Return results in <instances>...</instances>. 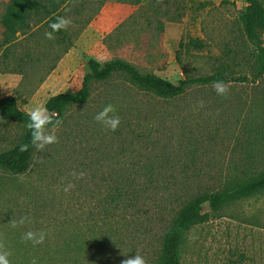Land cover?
Masks as SVG:
<instances>
[{"label": "rangeland", "instance_id": "1", "mask_svg": "<svg viewBox=\"0 0 264 264\" xmlns=\"http://www.w3.org/2000/svg\"><path fill=\"white\" fill-rule=\"evenodd\" d=\"M8 2L0 0V100L13 96L25 112L80 90L91 58L122 59L174 84L218 71L249 78L228 83L226 97L198 85L175 99L146 92L122 73L93 82L91 99L69 108L57 129L59 142L36 150L26 174L0 169V241L10 264L33 258L37 264H121L136 253L155 264L165 233L190 199L264 173V75L257 77L258 51L243 29L245 1L75 0L70 34L107 4L131 10L81 43L48 84L67 50L43 44L30 30L5 44L1 19ZM261 39L264 46V30ZM191 40L203 48L182 47ZM108 104L120 117L116 131L95 119ZM25 133L23 123L0 118V153ZM129 176L137 181L130 184ZM70 181L76 187L65 192ZM131 188L146 194L130 200ZM202 214L185 237L181 264H264V191L217 211L205 203ZM22 216L31 222L13 228L11 220ZM28 231L48 235L33 246L21 239Z\"/></svg>", "mask_w": 264, "mask_h": 264}, {"label": "trees", "instance_id": "2", "mask_svg": "<svg viewBox=\"0 0 264 264\" xmlns=\"http://www.w3.org/2000/svg\"><path fill=\"white\" fill-rule=\"evenodd\" d=\"M243 1L247 3V7L241 16V21L248 41L257 48L260 60V70L257 77H260L264 75V46L261 39V31L264 30V6L260 0ZM74 2L75 0H9L1 19L4 28V43L9 44L11 41H15L14 39L18 33L30 30L34 23L39 25L47 21L44 25L49 27L51 23L56 21L58 16H63L64 11L69 12L67 9H72ZM62 7H64L63 10H61ZM76 13L80 14L77 10ZM55 33L58 36L64 34L63 30ZM182 47L201 49L203 44L199 40H191L190 43L182 44ZM88 66L90 72L84 77L80 90L73 93L57 94L46 103L49 112L58 114V119L62 123L71 106L84 105L91 99L93 82L107 81L117 73L127 75L142 90L164 99L178 98L190 86H213L217 80H223L226 84L249 81L248 77H230L225 72L218 71L212 75L187 78L174 84L155 74L143 73L138 67L122 59L101 63L91 58L88 61ZM27 113L19 108L18 102L13 96H7L0 100V118L17 120L26 127L29 122ZM23 144H28L29 147L27 151L21 152L19 148ZM35 151L36 149L31 146L30 131L26 127L23 138L12 149L0 153V169L15 175L26 174ZM142 177L149 182L154 180L153 174H145ZM127 179L130 184L137 181V179L130 176ZM136 189H126L128 199L134 201V199L144 197L145 190L138 192ZM263 191L264 173L239 178L231 186L220 191L198 194L190 199L178 212L165 233L155 264H181V251L185 237L191 228L201 221L205 203H209L211 208L217 211L226 205L245 200Z\"/></svg>", "mask_w": 264, "mask_h": 264}, {"label": "clouds", "instance_id": "3", "mask_svg": "<svg viewBox=\"0 0 264 264\" xmlns=\"http://www.w3.org/2000/svg\"><path fill=\"white\" fill-rule=\"evenodd\" d=\"M70 11L71 9H67ZM72 20L63 16H58L56 21L51 23L49 27L52 31L45 33V38L52 40L55 39L53 33L61 30H67L72 24ZM213 88L217 95L226 97L229 93V84H226L223 80H217L213 84ZM201 107L203 102L201 101ZM115 108L113 105H106L102 111H100L95 119L97 122L102 123L107 129L116 131L121 123L120 117L115 115ZM29 122L26 124L27 129L31 135V146L38 152L45 150L46 146L59 142L57 136V129L61 125L62 121L58 119V114L50 113L46 106L38 105L32 108L27 113ZM51 126V128H49ZM29 145L23 144L20 146L19 151L24 152L28 150ZM71 175L76 179H83L84 172L76 173L72 172ZM76 185L71 181L65 186L64 191L68 192L74 189ZM26 222H31L28 216H22L18 221L11 220V226L13 228L24 225ZM47 233L44 231L34 232L28 231L23 234L21 239L25 242L31 241L33 246L44 243ZM11 253L5 248V245L0 241V264H10L9 256ZM30 264H37V260L33 258ZM121 264H147L145 258L139 253L135 256L127 257L121 261Z\"/></svg>", "mask_w": 264, "mask_h": 264}, {"label": "crops", "instance_id": "4", "mask_svg": "<svg viewBox=\"0 0 264 264\" xmlns=\"http://www.w3.org/2000/svg\"><path fill=\"white\" fill-rule=\"evenodd\" d=\"M64 7H62L61 10H63ZM130 10L131 8L128 4L118 3L115 4V6H109V8L107 4L102 8L101 12L91 23L79 30L76 34H70L68 30H63L64 34H62L61 36L53 33L55 39L52 40L45 38V33L52 31L51 28L44 25L47 21H44L37 26H32L30 31L27 30L29 31L30 35H35V33L39 34L38 39H40L43 44L48 46L55 45L60 48L64 47L67 50L63 51L62 55H60V60L58 59V61L56 62L57 65L56 67H54V69H52L51 74L48 76L45 84H48L54 78L61 76L66 64L69 63V60L74 56L77 51V47L80 46L81 43H86L87 41L95 39L97 34L101 32L99 28H104L107 23L115 21L122 15H128L130 13ZM71 15H73V12H71V10L69 12L64 11L63 17L69 18V16ZM72 26L73 28L71 32L73 33L76 30L74 27L75 25L73 24Z\"/></svg>", "mask_w": 264, "mask_h": 264}]
</instances>
